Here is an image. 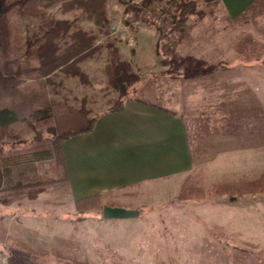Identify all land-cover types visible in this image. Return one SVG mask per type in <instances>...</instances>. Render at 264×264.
Listing matches in <instances>:
<instances>
[{"label": "rangeland", "instance_id": "1", "mask_svg": "<svg viewBox=\"0 0 264 264\" xmlns=\"http://www.w3.org/2000/svg\"><path fill=\"white\" fill-rule=\"evenodd\" d=\"M14 1L6 0V3ZM125 1L146 3V10L162 12L163 20L158 25L147 24L133 16ZM216 2L195 0L185 28L173 30L159 46V30L170 22L175 8L173 0H104L105 18L100 24L71 0H39L36 15L20 14L11 8L5 18L18 29L20 46H8L0 53V65L8 63L11 67L10 62L24 53L29 38L35 44L41 43L42 33L52 20L65 21L67 29L54 39L61 48L72 40L75 30L90 38L91 53L77 63L82 76L65 74L60 69L47 75L33 72L21 78L20 87L26 93L36 92L75 108H84L90 116L110 108L118 99V92L109 85L105 73L109 45L129 63V71L140 78L139 86L149 78L178 77L184 71L190 74L223 66L218 63L185 70L187 66L183 65L182 58L189 56L195 47L204 56L211 55L227 63L264 58V0L254 11L226 22L218 17L210 21ZM163 57L177 63L172 75L166 73L170 63L164 62ZM218 71L258 73L264 69L259 65L236 64ZM163 87H159L161 92ZM11 100L5 97L0 106ZM52 126L51 117L29 116L0 130V144L4 148L0 155V264H264V192L259 191L242 193L234 200L224 193L178 201L174 200L178 191L163 200H158L159 196L151 200L148 195L135 194L128 201L122 194L110 195L100 198L104 205L125 202L130 209L138 210V214L126 219H104L98 211L76 219L72 217L74 204L72 211L54 214L60 220L58 224L41 221L36 226L25 225V234L16 235L22 239L14 240L8 235L12 216L19 219L24 215L45 218L51 215L34 208L13 207L16 204L12 191L54 182L41 174L46 171L50 175L52 165L60 166L57 149L51 145L42 147L51 152V158L40 163L44 167L36 170V164L24 163L27 160L24 155L32 151L29 143L35 130L44 140L50 136ZM8 164H12L10 169L6 168ZM234 164L236 176L216 182H209L201 170L187 177L191 185L206 189L240 177L254 180L264 173V161ZM8 172L13 174V180L7 177ZM226 174L232 175L231 170L227 168ZM12 186L17 187L12 189Z\"/></svg>", "mask_w": 264, "mask_h": 264}, {"label": "crops", "instance_id": "2", "mask_svg": "<svg viewBox=\"0 0 264 264\" xmlns=\"http://www.w3.org/2000/svg\"><path fill=\"white\" fill-rule=\"evenodd\" d=\"M261 1L217 0L210 21L214 17L234 21L254 11ZM192 50L182 58L185 70L223 66L190 74L184 71L178 77L149 78L122 109L98 111L91 131L62 140L60 168L52 165L50 175L41 172L54 182L12 191L13 207L51 215L12 216L11 238L21 240L16 235L25 234V225L58 224L54 214L72 211L75 200L83 197L122 194L129 201L142 194L163 200L175 195L183 179L194 171L201 170L209 182H216L236 176L234 162L264 161V71H218L236 64L264 69V58L227 63L204 56L198 47ZM160 86H165L162 92ZM50 155V150L29 152L24 163H34L39 170ZM227 168L232 175L226 174ZM7 177L13 180L12 173ZM107 204L130 208L125 202Z\"/></svg>", "mask_w": 264, "mask_h": 264}, {"label": "trees", "instance_id": "3", "mask_svg": "<svg viewBox=\"0 0 264 264\" xmlns=\"http://www.w3.org/2000/svg\"><path fill=\"white\" fill-rule=\"evenodd\" d=\"M38 1L15 0L8 4L6 0H0V53L4 52L8 46L11 48L20 46L18 29L7 23L5 18L7 12L14 8L20 14L36 15L39 12ZM173 1L175 3L174 11L168 25L159 30L157 46L165 41L173 30L185 28L186 17L194 10L195 0ZM71 2L82 8L88 15L93 16L96 24H100L104 20V0H71ZM125 6L132 11L135 18H141L147 24L158 25L163 20L162 12L157 14L146 10V3L125 1ZM66 29L65 21L52 20L50 26L42 33L41 43L35 44V40L29 38L24 53L10 62L11 67H8V63H5L4 66L0 65V101L5 97L12 98L9 104L0 106V130L18 120H26L29 116L36 119L53 118V126L49 130L50 136L41 140L40 132L35 130L29 148L32 149L30 153H43L47 150L42 151V147L49 144L57 149V160L61 159L59 149L61 141L67 137L91 131L100 113L88 116V111L84 108H75L36 92L26 93L20 87V82L26 74L37 72L39 75H47L56 69H60L65 74L82 76L77 63L91 53L90 38L80 30H75L71 34L72 40L61 48L54 42V39L62 30ZM108 47L110 49L109 60L105 67V73L109 85L117 90L118 99L106 110H119L127 101L134 98L140 78L137 74L129 71V63L119 57L117 50L112 45ZM158 53L160 52L158 51ZM162 59L164 62L170 63V69L166 73L172 75L177 63L164 57ZM37 99L39 102L36 101ZM3 153V145L0 144V155ZM15 187L17 186L11 188ZM257 191L264 192V173L254 180H245L240 177L237 180L215 183L206 189L191 185L189 177H186L174 200L186 201L224 193L238 197L242 193L250 194ZM74 204L73 218H83L90 214H96L98 211L102 216L104 204L99 195L77 199ZM106 205L109 204L106 203Z\"/></svg>", "mask_w": 264, "mask_h": 264}, {"label": "water", "instance_id": "4", "mask_svg": "<svg viewBox=\"0 0 264 264\" xmlns=\"http://www.w3.org/2000/svg\"><path fill=\"white\" fill-rule=\"evenodd\" d=\"M234 199V197H230V200ZM137 214L138 210H133L122 206H110L105 204L102 207V217L104 219H126L132 218Z\"/></svg>", "mask_w": 264, "mask_h": 264}]
</instances>
